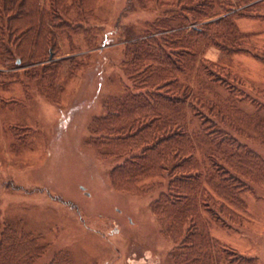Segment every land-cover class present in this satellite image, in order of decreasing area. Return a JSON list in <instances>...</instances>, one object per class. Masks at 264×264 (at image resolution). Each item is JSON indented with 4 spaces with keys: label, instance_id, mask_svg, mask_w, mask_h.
Listing matches in <instances>:
<instances>
[{
    "label": "rangeland",
    "instance_id": "374dc122",
    "mask_svg": "<svg viewBox=\"0 0 264 264\" xmlns=\"http://www.w3.org/2000/svg\"><path fill=\"white\" fill-rule=\"evenodd\" d=\"M155 2L98 0L92 20L103 30L91 40L60 33L61 50L48 57L60 66L47 76L26 62L12 69L0 64V213L50 243L37 264H264V172L255 165L253 181L237 174L234 182L241 219H223L204 202L202 216L188 214L181 225L155 206L160 196L184 201L169 191L167 177L145 181L158 183L153 189L133 182L124 186L129 190L119 188L113 169L126 155H112L108 145L95 148L102 144L93 142L95 118L105 112L106 99L124 94L127 85L133 90L122 69L131 38L126 29L142 33L162 14ZM218 2L228 8L211 21L229 14L251 50H226L221 43L204 49L203 56L225 69L215 86L222 98L230 85L249 95L224 110L230 118L215 119L264 159V0ZM131 150L130 156L140 152ZM245 183L249 187L239 190ZM208 236L217 251L207 246Z\"/></svg>",
    "mask_w": 264,
    "mask_h": 264
},
{
    "label": "trees",
    "instance_id": "16d2710c",
    "mask_svg": "<svg viewBox=\"0 0 264 264\" xmlns=\"http://www.w3.org/2000/svg\"><path fill=\"white\" fill-rule=\"evenodd\" d=\"M155 1L162 14L148 21L142 33L126 29L131 38L125 46L122 69L133 90L127 85L124 94L106 99L105 112L95 118L93 142L102 143H95V148L110 146L112 155H126L113 169L112 178L119 188L129 190L124 186L133 182L142 190L153 189L158 183L146 186L145 181L168 179L169 191L184 195V201L160 196L155 206H161L162 213L179 224L188 214L201 217L199 207L204 202L213 203L223 219L237 222L242 202L235 192L237 174L249 175L253 181L256 174L250 165L262 173L264 159L256 150L244 149L235 136L217 125L216 119L230 118L224 110L235 109L238 98L249 95L243 86L229 82L231 93L224 100L215 86L223 82L219 74L225 69L203 56V51L218 43L226 50L251 47L229 14L211 21L226 10L224 2ZM97 2L0 0V64L12 69L26 62L38 68L31 71L34 74L39 70L44 76L55 72L60 62L49 58L61 50L60 33L81 32L91 40L103 30L92 20ZM211 100L220 102L219 106L207 107ZM206 109L214 114L209 116ZM134 147L140 152L130 156ZM247 184L239 190L247 189ZM226 201L231 206H226ZM205 241L216 250L212 238ZM49 247L41 235L19 228L0 213V264H37Z\"/></svg>",
    "mask_w": 264,
    "mask_h": 264
}]
</instances>
